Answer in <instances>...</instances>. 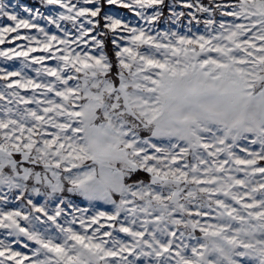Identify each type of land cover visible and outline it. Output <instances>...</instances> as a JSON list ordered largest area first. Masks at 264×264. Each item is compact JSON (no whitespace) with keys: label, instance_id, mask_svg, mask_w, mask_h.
<instances>
[{"label":"snow or ice","instance_id":"6c2138e0","mask_svg":"<svg viewBox=\"0 0 264 264\" xmlns=\"http://www.w3.org/2000/svg\"><path fill=\"white\" fill-rule=\"evenodd\" d=\"M0 264H264V0H0Z\"/></svg>","mask_w":264,"mask_h":264}]
</instances>
